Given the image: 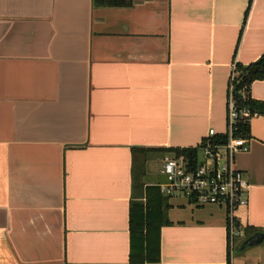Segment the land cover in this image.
<instances>
[{"label":"crops","instance_id":"1","mask_svg":"<svg viewBox=\"0 0 264 264\" xmlns=\"http://www.w3.org/2000/svg\"><path fill=\"white\" fill-rule=\"evenodd\" d=\"M263 54L264 0H0V264H134L131 206L169 155L137 178V151L227 134L234 66ZM247 139L243 236L232 247L224 208L168 198L145 264H264V240L243 248L264 236V116Z\"/></svg>","mask_w":264,"mask_h":264},{"label":"built area","instance_id":"2","mask_svg":"<svg viewBox=\"0 0 264 264\" xmlns=\"http://www.w3.org/2000/svg\"><path fill=\"white\" fill-rule=\"evenodd\" d=\"M234 71V69H233ZM231 74L228 102V133L225 144L213 142L217 136L210 130L199 146L197 164L187 157L167 155L160 170L161 182L156 184L167 198L188 199L194 207L217 206L227 212L229 239L233 245L243 236L237 225L236 212L249 205L251 186L245 174L236 166V155L248 150V139L235 136L239 118H250L248 111L238 112L233 93L235 74Z\"/></svg>","mask_w":264,"mask_h":264},{"label":"trees","instance_id":"3","mask_svg":"<svg viewBox=\"0 0 264 264\" xmlns=\"http://www.w3.org/2000/svg\"><path fill=\"white\" fill-rule=\"evenodd\" d=\"M96 1L98 6L103 7L126 8L133 5V0ZM233 73L235 74L233 98L237 110L239 113L243 111L250 113V118L242 117L237 120L235 136L247 139L250 137L251 120L256 116H264V102L254 100L250 95L252 84L264 80V54L258 61L250 65L244 66L237 63L234 66ZM227 139V134L217 135L213 138V142L225 144ZM199 149L200 147L194 149H140L137 151L140 155L138 159L136 158L137 155L135 156V173L138 171V175L136 173L137 178L138 176H144L147 156L151 152H158L162 155L169 154L175 157L184 156L196 165ZM145 191L144 201H134L130 212L132 237L130 260L134 264L156 263L159 260L160 230L170 224L168 218L169 199L164 197L156 186H148Z\"/></svg>","mask_w":264,"mask_h":264},{"label":"water","instance_id":"4","mask_svg":"<svg viewBox=\"0 0 264 264\" xmlns=\"http://www.w3.org/2000/svg\"><path fill=\"white\" fill-rule=\"evenodd\" d=\"M263 240H264V236L263 237H259V236L252 237L244 243L243 248L259 245L263 242Z\"/></svg>","mask_w":264,"mask_h":264},{"label":"rangeland","instance_id":"5","mask_svg":"<svg viewBox=\"0 0 264 264\" xmlns=\"http://www.w3.org/2000/svg\"><path fill=\"white\" fill-rule=\"evenodd\" d=\"M155 171H156V175H158V171H159V166H155ZM138 171H136V173H137ZM137 175H138V173H137ZM136 175V176H137Z\"/></svg>","mask_w":264,"mask_h":264}]
</instances>
